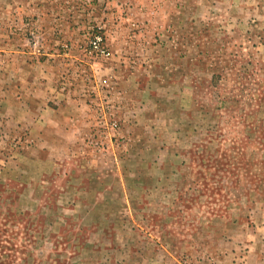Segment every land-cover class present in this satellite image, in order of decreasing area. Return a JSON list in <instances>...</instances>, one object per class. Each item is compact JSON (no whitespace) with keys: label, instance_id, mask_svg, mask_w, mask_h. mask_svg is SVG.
Here are the masks:
<instances>
[{"label":"rangeland","instance_id":"374dc122","mask_svg":"<svg viewBox=\"0 0 264 264\" xmlns=\"http://www.w3.org/2000/svg\"><path fill=\"white\" fill-rule=\"evenodd\" d=\"M0 264H264V0H0Z\"/></svg>","mask_w":264,"mask_h":264}]
</instances>
